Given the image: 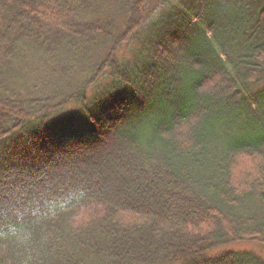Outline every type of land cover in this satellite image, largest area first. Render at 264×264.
<instances>
[{
    "label": "trees",
    "instance_id": "1",
    "mask_svg": "<svg viewBox=\"0 0 264 264\" xmlns=\"http://www.w3.org/2000/svg\"><path fill=\"white\" fill-rule=\"evenodd\" d=\"M72 191L44 264H264V0H0V206Z\"/></svg>",
    "mask_w": 264,
    "mask_h": 264
},
{
    "label": "clouds",
    "instance_id": "2",
    "mask_svg": "<svg viewBox=\"0 0 264 264\" xmlns=\"http://www.w3.org/2000/svg\"><path fill=\"white\" fill-rule=\"evenodd\" d=\"M79 196L77 191L59 196L37 193L0 206V252H12V257L0 264H44L49 240L45 226Z\"/></svg>",
    "mask_w": 264,
    "mask_h": 264
},
{
    "label": "rangeland",
    "instance_id": "3",
    "mask_svg": "<svg viewBox=\"0 0 264 264\" xmlns=\"http://www.w3.org/2000/svg\"><path fill=\"white\" fill-rule=\"evenodd\" d=\"M135 45H130L124 48L121 53L126 57L127 60L132 58L133 48ZM13 68H15V72L11 73V82L8 84L11 89L16 92L22 91V82L24 83L25 88H30L34 84H38L41 78L39 74L41 65L35 60L28 57V62L26 65L19 66L16 64ZM22 75V76H21ZM21 76V77H19ZM21 79V80H20ZM20 80V81H19ZM9 83V82H8ZM72 107H69L68 110H71ZM248 252L256 255L257 257L264 259V244L258 242H242V243H231L226 246H223L215 251V253H223V252Z\"/></svg>",
    "mask_w": 264,
    "mask_h": 264
}]
</instances>
